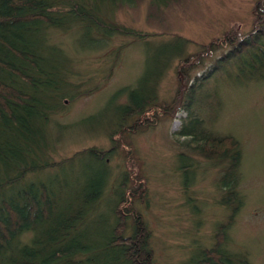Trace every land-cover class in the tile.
Instances as JSON below:
<instances>
[{
    "label": "rangeland",
    "instance_id": "rangeland-1",
    "mask_svg": "<svg viewBox=\"0 0 264 264\" xmlns=\"http://www.w3.org/2000/svg\"><path fill=\"white\" fill-rule=\"evenodd\" d=\"M134 2L117 12L115 22L134 30L139 38L115 35L103 41L104 48L87 49L89 41L78 29L53 30L51 44L62 47L74 61L66 67L78 95L62 96L52 109L48 128L55 148L52 161L66 160L91 147L111 148L114 143L110 135L117 129V117L121 115L116 106L128 99L124 94L115 104L109 100L117 90L138 82L147 68L149 54L155 58V72H164L158 83L157 105L167 107L180 93V76L189 80L188 86L200 82L229 51L232 31L239 36L250 32L255 14L264 4V0H167L160 6L152 0ZM175 36L190 42L169 59L173 51L168 45L175 43ZM189 56L195 61L182 73L181 61ZM210 77L198 91L195 112L206 120L208 132L214 137H236L243 154L238 183L242 204L227 230L224 247L232 254H242L251 264H264V79ZM155 108H148L147 114L157 117ZM186 116L183 107L174 117L161 112L155 124L140 128L132 127L139 117L128 121L108 165L107 185L86 221L98 219L87 230L97 243L102 242L99 238L105 221L108 225L116 221L112 211L116 189L128 172L130 185L143 183L132 206L143 214L151 231L154 264H187L199 251L214 245L217 225L227 221L232 209L221 203L225 192L220 178L228 162L207 159L186 144L190 137L177 134ZM181 153L187 156L184 160ZM64 166L63 172H39L25 180L50 179L62 172L63 179L71 182L67 197H75L88 177L98 171L89 159L70 168ZM137 177L141 180L136 182ZM21 238V242L29 241L32 234L27 232ZM106 259L112 262L114 256Z\"/></svg>",
    "mask_w": 264,
    "mask_h": 264
},
{
    "label": "trees",
    "instance_id": "trees-1",
    "mask_svg": "<svg viewBox=\"0 0 264 264\" xmlns=\"http://www.w3.org/2000/svg\"><path fill=\"white\" fill-rule=\"evenodd\" d=\"M165 1L152 0V3L160 6ZM134 3V0H0V264H154L151 231L143 214L132 206L143 183L130 185L128 172L116 189L112 209L116 221L108 225L104 220V233L99 238L102 242L97 243L91 231L87 232L88 225L98 219L87 224L86 221L107 185L108 165L128 121L139 117L132 127L140 128L155 124L161 112L174 117L183 107L187 116L177 134L190 137L186 144L205 158L227 160L220 178V187L225 192L221 203L232 208L227 221L217 225L214 245L199 251L187 264H251L242 254H232L224 247L227 230L242 204L238 191L241 144L234 136L214 137L209 133L206 120L195 112V102L198 91L211 75L237 81L264 79V4L255 14L250 32L239 36L232 31L227 43L229 51L219 57L200 82L188 86L189 80L180 76V93L167 107L157 105L158 83L164 72H155V58L149 54L147 68L138 82L117 90L109 100L115 104L124 94L128 99L116 106L121 115L117 117V129L110 135L114 143L111 148H87L60 162L50 157L55 149L48 131L52 109L62 96L78 95L70 81L72 73L66 67L74 61L62 47L51 44L53 30L78 29L89 41L87 49L104 48L103 41L115 35L139 38L134 30L115 22L117 12ZM175 38L174 45H168L173 51L169 59L190 42L181 36ZM194 61L190 56L182 60L180 71L186 73L187 66ZM151 106L157 107V117L147 114ZM179 156L182 160L187 157L185 153ZM84 159L93 163L97 174L88 177L75 197H67L71 182L63 179L62 169ZM54 169L62 172L50 179L25 180L31 174ZM138 180L141 178L137 177ZM27 232L32 238L22 243L21 236ZM108 256H114L112 262L106 259Z\"/></svg>",
    "mask_w": 264,
    "mask_h": 264
}]
</instances>
